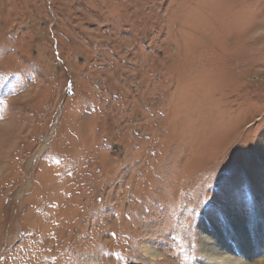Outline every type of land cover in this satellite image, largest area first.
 I'll use <instances>...</instances> for the list:
<instances>
[{
    "label": "rangeland",
    "instance_id": "rangeland-1",
    "mask_svg": "<svg viewBox=\"0 0 264 264\" xmlns=\"http://www.w3.org/2000/svg\"><path fill=\"white\" fill-rule=\"evenodd\" d=\"M215 229L264 258V0H0V264H202Z\"/></svg>",
    "mask_w": 264,
    "mask_h": 264
},
{
    "label": "bare ground",
    "instance_id": "bare-ground-1",
    "mask_svg": "<svg viewBox=\"0 0 264 264\" xmlns=\"http://www.w3.org/2000/svg\"><path fill=\"white\" fill-rule=\"evenodd\" d=\"M261 217V216H260ZM238 220H233L231 221V225L235 224V222ZM251 229L247 230L246 232H243V241L239 242L236 241L239 240L238 236L236 235V232L233 231L232 234V240L235 242H239L241 249L243 250L244 256L246 257V253H248L246 247L247 240L246 239L247 235L250 236L249 234L253 232L254 234V239H256L258 236L262 237L263 236V227H262V221L261 219L258 220V217L253 221V224L251 225ZM244 230V231H245ZM229 234V233H227ZM262 235V236H261ZM205 238L203 240V256L205 257V261L202 262V264H264V258L259 259L258 261L256 260L255 262H248L246 259H237L231 255H226L224 250H229V246L226 244L225 235L218 231V229H215L214 233H212L210 236L209 234H206V236H202ZM209 237V238H208ZM241 238V236H240ZM259 238V237H258ZM213 239V240H212ZM202 240V239H201ZM224 248V250H223ZM232 248V247H231ZM149 249H147L148 251ZM262 255L264 256V248L262 249ZM252 261V260H251Z\"/></svg>",
    "mask_w": 264,
    "mask_h": 264
}]
</instances>
